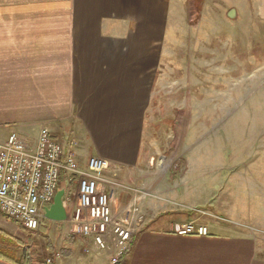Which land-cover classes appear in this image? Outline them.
Segmentation results:
<instances>
[{
  "label": "crops",
  "instance_id": "1",
  "mask_svg": "<svg viewBox=\"0 0 264 264\" xmlns=\"http://www.w3.org/2000/svg\"><path fill=\"white\" fill-rule=\"evenodd\" d=\"M163 1L0 0V142L13 133L35 141L46 128L64 152L74 151L80 170L87 172L91 157L107 160L102 179L135 190L146 213L151 183L142 166V137L166 26V13L159 10ZM251 3V16L264 26V0ZM258 112L264 116V107L248 110L247 123L233 128L229 180L218 186L230 199L235 196V205L219 207L235 225L198 221L208 236L177 235L170 232L172 224L195 218L184 210L151 206L148 227L132 237L119 264H264V119L257 122ZM73 186L63 174L65 219L45 216L36 232L45 227L51 235L61 234L60 245L46 246L53 264H110L111 246L98 250L65 223L75 206ZM101 189L113 213L133 194L105 182ZM27 236L25 231L14 238ZM6 243L0 240V249ZM0 264L11 263L0 256Z\"/></svg>",
  "mask_w": 264,
  "mask_h": 264
},
{
  "label": "rangeland",
  "instance_id": "2",
  "mask_svg": "<svg viewBox=\"0 0 264 264\" xmlns=\"http://www.w3.org/2000/svg\"><path fill=\"white\" fill-rule=\"evenodd\" d=\"M248 1L159 4L166 26L159 36L158 75L144 116L141 152L151 183L144 201L149 217V207H167L187 211L203 224L235 225L230 213L219 208L235 205V196L231 201L226 188L219 192L218 186L229 180L233 128L247 123L248 110L264 107V26L251 16ZM230 9L236 11L234 19L227 17ZM259 113L253 115L262 123ZM37 232L26 231L43 264L50 257L46 246L60 245L61 234L51 235L45 227ZM21 234L25 231L16 223L0 219V240L12 245ZM0 253L15 258L12 252Z\"/></svg>",
  "mask_w": 264,
  "mask_h": 264
},
{
  "label": "built area",
  "instance_id": "3",
  "mask_svg": "<svg viewBox=\"0 0 264 264\" xmlns=\"http://www.w3.org/2000/svg\"><path fill=\"white\" fill-rule=\"evenodd\" d=\"M74 143L71 142V147ZM110 163L91 157L87 172L80 170L73 150L64 152L48 129H41L35 141L11 134L0 142V214L27 231H37L45 211L53 203L63 174L76 186L75 206L65 220L70 232L81 240H91L98 250L113 248L110 264H119L131 238L148 223L139 203L140 195L115 180L104 181L102 173ZM108 183L133 192L128 203L117 213L110 198L101 189ZM178 235L206 236L207 227L196 220L170 227ZM55 257H60L59 253ZM43 264H53V257Z\"/></svg>",
  "mask_w": 264,
  "mask_h": 264
},
{
  "label": "trees",
  "instance_id": "4",
  "mask_svg": "<svg viewBox=\"0 0 264 264\" xmlns=\"http://www.w3.org/2000/svg\"><path fill=\"white\" fill-rule=\"evenodd\" d=\"M13 240L14 243L12 245L4 241L7 248L3 250L12 252L15 258H9L0 253L2 259L11 264H39L37 247L33 243L31 235L27 236L23 241L17 238H13Z\"/></svg>",
  "mask_w": 264,
  "mask_h": 264
},
{
  "label": "water",
  "instance_id": "5",
  "mask_svg": "<svg viewBox=\"0 0 264 264\" xmlns=\"http://www.w3.org/2000/svg\"><path fill=\"white\" fill-rule=\"evenodd\" d=\"M236 12L234 9H230L227 13V17L234 19ZM63 191L56 193L52 205L45 211V216L54 221H62L65 219V209L62 205Z\"/></svg>",
  "mask_w": 264,
  "mask_h": 264
}]
</instances>
